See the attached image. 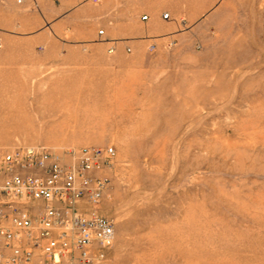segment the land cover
Returning <instances> with one entry per match:
<instances>
[{
    "label": "rangeland",
    "instance_id": "374dc122",
    "mask_svg": "<svg viewBox=\"0 0 264 264\" xmlns=\"http://www.w3.org/2000/svg\"><path fill=\"white\" fill-rule=\"evenodd\" d=\"M157 64L126 85L0 82V152L111 146L112 264H264V0H226L219 34Z\"/></svg>",
    "mask_w": 264,
    "mask_h": 264
},
{
    "label": "crops",
    "instance_id": "0c3cea01",
    "mask_svg": "<svg viewBox=\"0 0 264 264\" xmlns=\"http://www.w3.org/2000/svg\"><path fill=\"white\" fill-rule=\"evenodd\" d=\"M225 1L0 0V82L41 88L104 75L114 84L138 83L129 81L134 71L219 34Z\"/></svg>",
    "mask_w": 264,
    "mask_h": 264
},
{
    "label": "built area",
    "instance_id": "2783aa9c",
    "mask_svg": "<svg viewBox=\"0 0 264 264\" xmlns=\"http://www.w3.org/2000/svg\"><path fill=\"white\" fill-rule=\"evenodd\" d=\"M113 157L111 146L0 152V264H112L113 225L96 207Z\"/></svg>",
    "mask_w": 264,
    "mask_h": 264
}]
</instances>
